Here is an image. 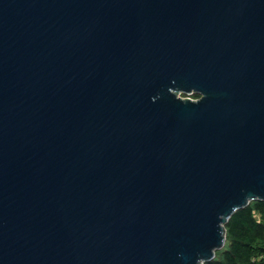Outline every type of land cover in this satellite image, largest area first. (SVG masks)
<instances>
[{
    "label": "water",
    "instance_id": "water-1",
    "mask_svg": "<svg viewBox=\"0 0 264 264\" xmlns=\"http://www.w3.org/2000/svg\"><path fill=\"white\" fill-rule=\"evenodd\" d=\"M254 201L264 0H0V264H204Z\"/></svg>",
    "mask_w": 264,
    "mask_h": 264
},
{
    "label": "trees",
    "instance_id": "trees-1",
    "mask_svg": "<svg viewBox=\"0 0 264 264\" xmlns=\"http://www.w3.org/2000/svg\"><path fill=\"white\" fill-rule=\"evenodd\" d=\"M225 229V247L204 264H264V201L251 202L237 211Z\"/></svg>",
    "mask_w": 264,
    "mask_h": 264
},
{
    "label": "rangeland",
    "instance_id": "rangeland-1",
    "mask_svg": "<svg viewBox=\"0 0 264 264\" xmlns=\"http://www.w3.org/2000/svg\"><path fill=\"white\" fill-rule=\"evenodd\" d=\"M181 96H182V97H186V95H181ZM190 97L193 98V95H191ZM194 99H196V98H194Z\"/></svg>",
    "mask_w": 264,
    "mask_h": 264
}]
</instances>
